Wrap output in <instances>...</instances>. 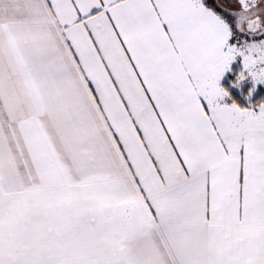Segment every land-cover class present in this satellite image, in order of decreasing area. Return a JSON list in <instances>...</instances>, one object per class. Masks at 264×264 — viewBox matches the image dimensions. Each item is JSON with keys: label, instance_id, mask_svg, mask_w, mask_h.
<instances>
[{"label": "snow or ice", "instance_id": "6c2138e0", "mask_svg": "<svg viewBox=\"0 0 264 264\" xmlns=\"http://www.w3.org/2000/svg\"><path fill=\"white\" fill-rule=\"evenodd\" d=\"M238 59L264 0H0V264H264Z\"/></svg>", "mask_w": 264, "mask_h": 264}, {"label": "crops", "instance_id": "0c3cea01", "mask_svg": "<svg viewBox=\"0 0 264 264\" xmlns=\"http://www.w3.org/2000/svg\"><path fill=\"white\" fill-rule=\"evenodd\" d=\"M243 71V64L242 61L239 59L234 62L232 69L225 75V77L221 81V87L225 88V90L229 93L228 97L225 98L224 103L228 104L229 106L233 103L237 104L242 109H248V110H256L258 111V105L264 104V101L259 103H253V99L258 94L259 89H264V83L261 84H255L254 81L249 77L245 79L243 82L239 83V86H236L238 84V76L240 72ZM233 79L234 82L232 81ZM236 86V87H235ZM231 88L233 89H242V94L244 95V105L238 104L233 98L231 97L230 91ZM247 89V91L244 90ZM255 89L253 92L252 90ZM244 90V91H243Z\"/></svg>", "mask_w": 264, "mask_h": 264}, {"label": "trees", "instance_id": "16d2710c", "mask_svg": "<svg viewBox=\"0 0 264 264\" xmlns=\"http://www.w3.org/2000/svg\"><path fill=\"white\" fill-rule=\"evenodd\" d=\"M245 91H247V89L244 88ZM231 97L233 98V100H235L238 104L240 105H244V95L242 93H237L236 91H230ZM264 101V89H259L258 94L256 95V97L253 99V103H259Z\"/></svg>", "mask_w": 264, "mask_h": 264}, {"label": "rangeland", "instance_id": "374dc122", "mask_svg": "<svg viewBox=\"0 0 264 264\" xmlns=\"http://www.w3.org/2000/svg\"><path fill=\"white\" fill-rule=\"evenodd\" d=\"M234 80H236V79H233L232 81L234 82ZM234 84H235V82H234ZM235 87H236V86H235ZM231 90H232V91H236V92L239 93V94L242 93V92H241L242 89H238V88H237V90H236V89H234V88H233V89L231 88ZM243 91H244V90H243Z\"/></svg>", "mask_w": 264, "mask_h": 264}]
</instances>
